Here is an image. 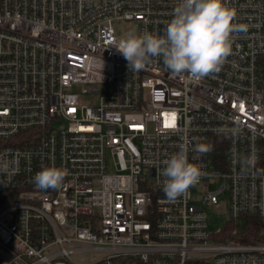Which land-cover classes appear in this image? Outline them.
Instances as JSON below:
<instances>
[{"label":"built area","instance_id":"obj_1","mask_svg":"<svg viewBox=\"0 0 264 264\" xmlns=\"http://www.w3.org/2000/svg\"><path fill=\"white\" fill-rule=\"evenodd\" d=\"M226 2L247 31L191 79L114 47L119 22L163 35L180 0H0V264H264V229L223 238L203 208L227 192V221L264 219V0ZM181 148L203 175L170 201ZM53 166L62 185L37 188Z\"/></svg>","mask_w":264,"mask_h":264},{"label":"clouds","instance_id":"obj_2","mask_svg":"<svg viewBox=\"0 0 264 264\" xmlns=\"http://www.w3.org/2000/svg\"><path fill=\"white\" fill-rule=\"evenodd\" d=\"M236 15L226 0H180L163 35L133 30L114 47L130 69L139 71L151 59L161 57L173 77L201 79L221 70L232 54L233 34L247 31L246 25L234 23ZM164 164L163 191L170 201L186 196L203 175L183 148ZM66 175V169L53 166L42 168L33 179L39 189H57Z\"/></svg>","mask_w":264,"mask_h":264},{"label":"trees","instance_id":"obj_3","mask_svg":"<svg viewBox=\"0 0 264 264\" xmlns=\"http://www.w3.org/2000/svg\"><path fill=\"white\" fill-rule=\"evenodd\" d=\"M264 219L253 214H244L238 219L228 220L223 238L231 237L241 243H253L261 239ZM237 234L233 236V233Z\"/></svg>","mask_w":264,"mask_h":264},{"label":"rangeland","instance_id":"obj_4","mask_svg":"<svg viewBox=\"0 0 264 264\" xmlns=\"http://www.w3.org/2000/svg\"><path fill=\"white\" fill-rule=\"evenodd\" d=\"M115 27H116L117 33L119 35L124 34V33H128V32L133 31V30H135L136 32L138 31L135 26L126 27L124 22L116 23ZM84 100L94 102V99L90 96L85 97ZM220 185L221 184H216L214 186H211V189L217 190ZM219 202L221 203L220 208L208 207V206L203 207L204 210L208 213L209 230H210V232H213V233L224 228L226 221L228 219L227 209H228V203H229V195L227 192L219 195Z\"/></svg>","mask_w":264,"mask_h":264},{"label":"snow or ice","instance_id":"obj_5","mask_svg":"<svg viewBox=\"0 0 264 264\" xmlns=\"http://www.w3.org/2000/svg\"><path fill=\"white\" fill-rule=\"evenodd\" d=\"M172 126H174L173 124H171V123H165V127H172Z\"/></svg>","mask_w":264,"mask_h":264}]
</instances>
